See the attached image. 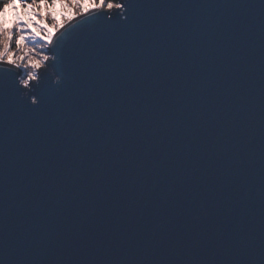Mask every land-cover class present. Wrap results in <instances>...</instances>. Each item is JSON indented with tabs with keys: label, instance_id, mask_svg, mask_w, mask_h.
Returning a JSON list of instances; mask_svg holds the SVG:
<instances>
[{
	"label": "water",
	"instance_id": "95a60500",
	"mask_svg": "<svg viewBox=\"0 0 264 264\" xmlns=\"http://www.w3.org/2000/svg\"><path fill=\"white\" fill-rule=\"evenodd\" d=\"M124 15L0 80V264H264V0Z\"/></svg>",
	"mask_w": 264,
	"mask_h": 264
},
{
	"label": "snow or ice",
	"instance_id": "6c2138e0",
	"mask_svg": "<svg viewBox=\"0 0 264 264\" xmlns=\"http://www.w3.org/2000/svg\"><path fill=\"white\" fill-rule=\"evenodd\" d=\"M129 4L130 0H0V65L5 66L0 68V80L11 79L19 96L24 95L21 88L27 89V95L34 97L32 104L38 105L36 90L49 80L42 69H52L58 76L55 86L61 84L62 44L69 35L95 21L127 19L124 13ZM49 17L58 22L49 26ZM36 44L52 55L37 53ZM50 59L55 62L48 64Z\"/></svg>",
	"mask_w": 264,
	"mask_h": 264
},
{
	"label": "rangeland",
	"instance_id": "374dc122",
	"mask_svg": "<svg viewBox=\"0 0 264 264\" xmlns=\"http://www.w3.org/2000/svg\"><path fill=\"white\" fill-rule=\"evenodd\" d=\"M57 16L60 15L59 11L56 13ZM65 15H67V13H65ZM54 22H58V21H53L51 19V17H49V20H48V25L51 26L52 23ZM33 47L35 48L36 52L37 53H43V54H46V48H42L39 44H36V45H33Z\"/></svg>",
	"mask_w": 264,
	"mask_h": 264
},
{
	"label": "bare ground",
	"instance_id": "6f19581e",
	"mask_svg": "<svg viewBox=\"0 0 264 264\" xmlns=\"http://www.w3.org/2000/svg\"><path fill=\"white\" fill-rule=\"evenodd\" d=\"M57 12H58V10H57Z\"/></svg>",
	"mask_w": 264,
	"mask_h": 264
}]
</instances>
